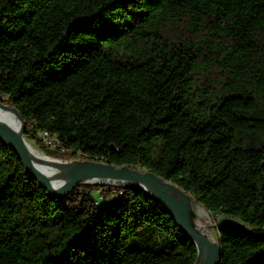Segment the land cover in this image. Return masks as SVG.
Masks as SVG:
<instances>
[{
  "label": "trees",
  "instance_id": "16d2710c",
  "mask_svg": "<svg viewBox=\"0 0 264 264\" xmlns=\"http://www.w3.org/2000/svg\"><path fill=\"white\" fill-rule=\"evenodd\" d=\"M0 98L43 152L175 182L231 218L222 264H264V0H0ZM197 259L155 197H52L0 138V264Z\"/></svg>",
  "mask_w": 264,
  "mask_h": 264
},
{
  "label": "water",
  "instance_id": "95a60500",
  "mask_svg": "<svg viewBox=\"0 0 264 264\" xmlns=\"http://www.w3.org/2000/svg\"><path fill=\"white\" fill-rule=\"evenodd\" d=\"M0 108L16 114L22 124L21 130L17 131L0 119V138L17 151L22 158L26 171L36 178L52 197L63 198L82 183L118 185L143 190L164 204L184 233L195 242L198 248L196 264H199L202 259H204L203 264H222V246L218 240H210L201 227L198 226L196 206L199 204L196 203L192 194L184 188L145 168H133L129 165L118 166L98 160H78L77 158L66 160L74 162L72 176L65 184L56 187L49 176L34 163L27 144V137L24 135L26 123L21 112L16 107L3 103L1 98ZM46 156L55 159L60 158L47 153ZM100 179H111L113 181L101 182ZM205 211L208 212L206 209Z\"/></svg>",
  "mask_w": 264,
  "mask_h": 264
},
{
  "label": "bare ground",
  "instance_id": "6f19581e",
  "mask_svg": "<svg viewBox=\"0 0 264 264\" xmlns=\"http://www.w3.org/2000/svg\"><path fill=\"white\" fill-rule=\"evenodd\" d=\"M0 119L6 122L8 125L20 131L22 124L18 116L12 112L0 108ZM42 133H49L48 131H41ZM53 138L57 139V145L59 144V139L56 135ZM27 144L29 151L34 160L35 165L43 172H45L51 179L53 185L60 187L65 184L69 178L72 176V165L74 162L66 161L61 158L55 159L47 157L46 153L40 151L35 144L27 139ZM101 182H112L111 179H100ZM126 184H132L130 182H124ZM198 211V226L201 227L204 234L212 241H217V236L210 230L211 223L210 215L205 211L204 207L201 205L196 206ZM207 219V220H205ZM202 259L199 264H203Z\"/></svg>",
  "mask_w": 264,
  "mask_h": 264
},
{
  "label": "rangeland",
  "instance_id": "374dc122",
  "mask_svg": "<svg viewBox=\"0 0 264 264\" xmlns=\"http://www.w3.org/2000/svg\"><path fill=\"white\" fill-rule=\"evenodd\" d=\"M35 146L40 150L42 151L36 144ZM43 152V151H42ZM72 158H70L69 156L67 157H64L63 160H71ZM78 160H82V158H77ZM91 184V183H90ZM95 184V183H93ZM101 193L103 194H106L101 187L99 188H95L94 191H93V194L100 199L101 197ZM121 194L120 193H114V194H107L105 199H101V205H106V204H111L113 202H116L118 200L121 199ZM197 212V215H198V211L196 210ZM210 215V220H211V223H209L210 225V230L217 236V238L219 237V228H218V225L217 223H223V222H227V221H230L231 218H228L226 216H219V217H214L213 215ZM198 217V216H197ZM207 220V219H205ZM197 221H198V218H197ZM252 230H257L256 228H251Z\"/></svg>",
  "mask_w": 264,
  "mask_h": 264
},
{
  "label": "built area",
  "instance_id": "2783aa9c",
  "mask_svg": "<svg viewBox=\"0 0 264 264\" xmlns=\"http://www.w3.org/2000/svg\"><path fill=\"white\" fill-rule=\"evenodd\" d=\"M42 139L45 141L46 145L51 149H58L57 148V139L53 138L52 133H40ZM102 199L100 197L99 201Z\"/></svg>",
  "mask_w": 264,
  "mask_h": 264
}]
</instances>
